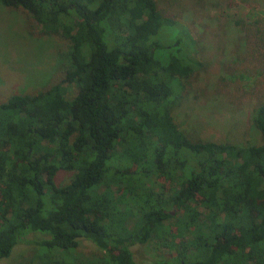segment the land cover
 Here are the masks:
<instances>
[{"label": "trees", "instance_id": "1", "mask_svg": "<svg viewBox=\"0 0 264 264\" xmlns=\"http://www.w3.org/2000/svg\"><path fill=\"white\" fill-rule=\"evenodd\" d=\"M0 5L68 41L53 84L0 102V260L33 233L45 264H136L148 241L174 251L150 264H264V102L258 145L193 138L172 111L202 64L154 0ZM58 171L73 175L61 187ZM79 239L100 256L70 259Z\"/></svg>", "mask_w": 264, "mask_h": 264}, {"label": "rangeland", "instance_id": "2", "mask_svg": "<svg viewBox=\"0 0 264 264\" xmlns=\"http://www.w3.org/2000/svg\"><path fill=\"white\" fill-rule=\"evenodd\" d=\"M157 9L177 21L195 41L199 72L185 82L184 92L172 114L179 128L193 138L239 145H258L251 127L252 109L264 102V0H154ZM167 33V34H166ZM161 34L171 42V31ZM68 41L42 36L31 16L19 8L0 5V102L11 95L34 94L53 84L61 74ZM75 90L65 95L71 98ZM116 161V168L124 165ZM108 165V163H107ZM71 172L58 171L54 185L61 187ZM117 196L116 188L113 187ZM152 191H157L156 183ZM200 220L204 214L198 207ZM29 233L0 264H45L44 252ZM136 264H150L173 256L174 251L157 241L129 248ZM71 252V251H68ZM100 252L79 239L68 254L76 262H92ZM70 259H66L71 261ZM51 264V263H49Z\"/></svg>", "mask_w": 264, "mask_h": 264}]
</instances>
